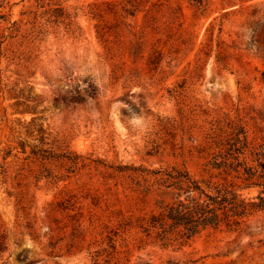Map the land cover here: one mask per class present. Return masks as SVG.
<instances>
[{
	"label": "rangeland",
	"instance_id": "obj_1",
	"mask_svg": "<svg viewBox=\"0 0 264 264\" xmlns=\"http://www.w3.org/2000/svg\"><path fill=\"white\" fill-rule=\"evenodd\" d=\"M126 2L137 12L120 19ZM253 8L264 22V0H0V264H264V211L179 249L139 243L122 222L174 200L154 172L207 177L204 136L217 119L243 117L264 140V57L244 17L224 19L225 67L214 43L200 52L213 18ZM120 22L149 24L144 53L130 57ZM153 45L156 71L145 64ZM70 96L85 101H55ZM40 149L46 159L32 154Z\"/></svg>",
	"mask_w": 264,
	"mask_h": 264
},
{
	"label": "trees",
	"instance_id": "obj_2",
	"mask_svg": "<svg viewBox=\"0 0 264 264\" xmlns=\"http://www.w3.org/2000/svg\"><path fill=\"white\" fill-rule=\"evenodd\" d=\"M129 3V4H128ZM116 11L115 16L123 19L135 17L137 12L134 2H126ZM194 5L204 7V0H194ZM93 18L100 14L94 8ZM260 10L253 8L250 13L243 11L226 12L215 17L207 27V38L200 52L207 57L214 46L216 62L222 66L227 64L229 46L221 40L224 19L229 15L240 13L244 21L240 27L251 31V46L264 57V22L255 20ZM122 23V22H120ZM262 23V24H261ZM124 24L128 29L133 46L129 50L130 57L144 53V31L149 26L134 31V26ZM217 27L218 35L214 36ZM103 48L110 50V34L99 28L96 31ZM120 43V42H119ZM206 50V51H205ZM200 58L198 59V61ZM163 61V53L155 45L146 57L145 64L149 70L156 71ZM264 80V75H263ZM87 94L93 98L96 90L89 85ZM63 105L78 104L85 100L78 96L55 99ZM204 138L207 141L205 169L207 177L196 180L185 169L172 168L170 172L156 171L153 184L166 186L175 191V198L156 212L138 215L135 224L131 219H123V225L129 230L137 231L139 243L158 246L162 249L183 247L188 241L206 231L234 232L245 225L248 218L264 211V140L256 133L246 129L243 117L231 119L223 116L211 124ZM47 151L40 149L33 155L46 159ZM122 172V170H119ZM159 174V176H158ZM144 182H148L145 178ZM256 190L254 196L248 197L246 191ZM5 234L0 233V254L6 251Z\"/></svg>",
	"mask_w": 264,
	"mask_h": 264
}]
</instances>
